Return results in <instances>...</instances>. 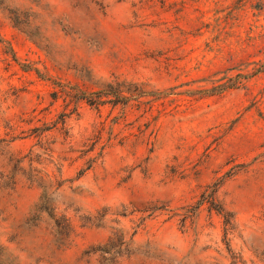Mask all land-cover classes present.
Wrapping results in <instances>:
<instances>
[{
	"label": "rangeland",
	"instance_id": "rangeland-1",
	"mask_svg": "<svg viewBox=\"0 0 264 264\" xmlns=\"http://www.w3.org/2000/svg\"><path fill=\"white\" fill-rule=\"evenodd\" d=\"M0 264H264V0H0Z\"/></svg>",
	"mask_w": 264,
	"mask_h": 264
},
{
	"label": "trees",
	"instance_id": "trees-1",
	"mask_svg": "<svg viewBox=\"0 0 264 264\" xmlns=\"http://www.w3.org/2000/svg\"><path fill=\"white\" fill-rule=\"evenodd\" d=\"M17 21H18V20H17ZM17 21L14 23V25H15L16 27H18V28L21 29V27L19 26V22H17ZM216 211L218 212L219 215H223L224 218L226 217L225 212H224L221 208H219V209L216 210ZM104 251H105V250H104Z\"/></svg>",
	"mask_w": 264,
	"mask_h": 264
}]
</instances>
